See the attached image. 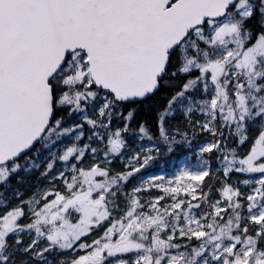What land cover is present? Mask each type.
<instances>
[{
    "label": "snow or ice",
    "instance_id": "6c2138e0",
    "mask_svg": "<svg viewBox=\"0 0 264 264\" xmlns=\"http://www.w3.org/2000/svg\"><path fill=\"white\" fill-rule=\"evenodd\" d=\"M0 264H264V0H0Z\"/></svg>",
    "mask_w": 264,
    "mask_h": 264
},
{
    "label": "rangeland",
    "instance_id": "374dc122",
    "mask_svg": "<svg viewBox=\"0 0 264 264\" xmlns=\"http://www.w3.org/2000/svg\"><path fill=\"white\" fill-rule=\"evenodd\" d=\"M161 169H163L165 172H171V171H174V163H172L171 166H164V165H161L159 166Z\"/></svg>",
    "mask_w": 264,
    "mask_h": 264
},
{
    "label": "trees",
    "instance_id": "16d2710c",
    "mask_svg": "<svg viewBox=\"0 0 264 264\" xmlns=\"http://www.w3.org/2000/svg\"><path fill=\"white\" fill-rule=\"evenodd\" d=\"M169 164L170 162H172L171 160H166V161H161L160 164H165V163Z\"/></svg>",
    "mask_w": 264,
    "mask_h": 264
},
{
    "label": "bare ground",
    "instance_id": "6f19581e",
    "mask_svg": "<svg viewBox=\"0 0 264 264\" xmlns=\"http://www.w3.org/2000/svg\"><path fill=\"white\" fill-rule=\"evenodd\" d=\"M165 163V162H164ZM172 163H173V161L172 162H170L169 164H167V163H165V164H160L159 166H161V165H164V166H171L172 165Z\"/></svg>",
    "mask_w": 264,
    "mask_h": 264
}]
</instances>
